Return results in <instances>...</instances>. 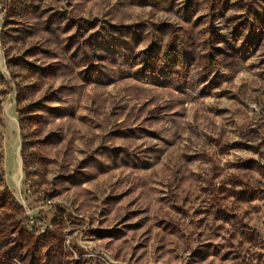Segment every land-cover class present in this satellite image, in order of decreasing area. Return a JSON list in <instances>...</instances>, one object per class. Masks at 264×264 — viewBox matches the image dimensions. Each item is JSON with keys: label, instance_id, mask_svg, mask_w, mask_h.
Instances as JSON below:
<instances>
[{"label": "rangeland", "instance_id": "374dc122", "mask_svg": "<svg viewBox=\"0 0 264 264\" xmlns=\"http://www.w3.org/2000/svg\"><path fill=\"white\" fill-rule=\"evenodd\" d=\"M0 264H264V0H0Z\"/></svg>", "mask_w": 264, "mask_h": 264}]
</instances>
